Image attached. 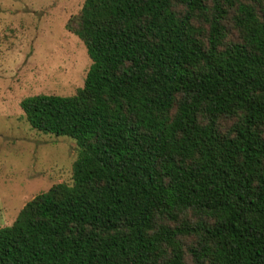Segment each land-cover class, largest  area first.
Segmentation results:
<instances>
[{"label": "trees", "instance_id": "trees-1", "mask_svg": "<svg viewBox=\"0 0 264 264\" xmlns=\"http://www.w3.org/2000/svg\"><path fill=\"white\" fill-rule=\"evenodd\" d=\"M73 95L20 102L77 141L72 182L0 227V264H264V0H85Z\"/></svg>", "mask_w": 264, "mask_h": 264}, {"label": "rangeland", "instance_id": "rangeland-1", "mask_svg": "<svg viewBox=\"0 0 264 264\" xmlns=\"http://www.w3.org/2000/svg\"><path fill=\"white\" fill-rule=\"evenodd\" d=\"M85 0H0V227L53 184L72 182L76 139L33 128L20 105L73 95L92 60L66 24Z\"/></svg>", "mask_w": 264, "mask_h": 264}]
</instances>
